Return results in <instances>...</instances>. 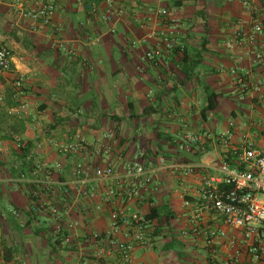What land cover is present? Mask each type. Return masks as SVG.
Here are the masks:
<instances>
[{
	"label": "crops",
	"instance_id": "0c3cea01",
	"mask_svg": "<svg viewBox=\"0 0 264 264\" xmlns=\"http://www.w3.org/2000/svg\"><path fill=\"white\" fill-rule=\"evenodd\" d=\"M53 1L54 14L43 26L18 15L14 0H0V46L11 54V71L0 74V264L102 258L112 233L110 207L101 196L108 187L127 186L124 170L135 160L148 182L125 214L144 218L153 210L156 217L145 220L147 246L133 250V263L202 264L208 258L202 244L178 236L180 188L169 163L215 166L226 155L235 161L246 147L264 150V32H252L263 19L264 0H246L247 9L240 0H126L123 14L105 23L101 0L95 15L87 9L92 0ZM20 5L28 8L30 0ZM157 8L179 24L184 61L179 52H164L155 64L144 60L154 42L145 33L160 28ZM134 14L150 15L143 30ZM183 62L196 65L185 72ZM18 77L19 90L12 87ZM210 92L213 108L202 113ZM105 133L111 139H102ZM225 133L222 145L216 137ZM185 134L213 139L180 148ZM74 137L84 142L79 153L55 152V143ZM13 140L27 144L25 157ZM103 158L114 176L98 180L92 169ZM159 158L167 165L160 166ZM78 164L84 174L74 173ZM206 175L187 178L190 194ZM34 192L57 207V238L47 213L32 209ZM224 230L239 240L237 231ZM121 231L115 239H122ZM240 248L238 264H264ZM227 252L221 246L216 259ZM105 259L113 263L115 255L100 261Z\"/></svg>",
	"mask_w": 264,
	"mask_h": 264
},
{
	"label": "built area",
	"instance_id": "2783aa9c",
	"mask_svg": "<svg viewBox=\"0 0 264 264\" xmlns=\"http://www.w3.org/2000/svg\"><path fill=\"white\" fill-rule=\"evenodd\" d=\"M21 0H14V11L23 18L33 22H39L41 25H48L55 11L53 0H30L28 8L20 5ZM105 12L100 15L102 22H107L113 17H119L123 14L124 3L126 0H101ZM156 4L159 0H148ZM244 8H248L246 0H240ZM88 12L91 15L97 14L98 4L96 0L88 3ZM158 18L159 29L145 33V39H152L154 42L143 53L144 60L155 64L157 59L164 52L176 50L180 52L183 49L181 44L180 26L164 8H157L153 12ZM149 16L143 18L133 15V20L137 27L143 30L146 27V21ZM252 32L261 34V23L253 25ZM251 37V35H249ZM11 54L10 51L0 46V74L10 72ZM21 78H16L12 84L15 89H20ZM264 83L262 78L259 84ZM17 90V91H18ZM3 97L0 95V101ZM10 113V111L8 112ZM13 113V112H11ZM17 113V111H16ZM228 126H232L229 123ZM225 134L216 137L222 145H225ZM102 139L109 140L111 136L107 133L101 135ZM202 138L213 139L211 135L203 134H185L182 138L183 144L180 148L188 144H195ZM215 139V138H214ZM16 149L20 143L16 141ZM84 147V142L79 137L62 143H55V152L60 156L79 153ZM223 157L217 165L196 166V165H176L169 163V168L175 176V185L180 188L178 198L182 210V226L178 229L180 239L189 244L201 243L208 252V258L202 264H238L240 247L245 248L247 253L255 261L264 260V150L246 147L243 148L238 158L228 163ZM101 165L96 164L92 169L93 176L98 179H109L114 176V168L106 159L100 160ZM160 166L167 165L163 158H159ZM55 170L60 169V164H54ZM204 172L207 175L190 194L187 187V178L196 172ZM209 171L215 175H209ZM84 174L81 165H76L74 173L76 175ZM124 174L130 182L127 186L108 187L101 196V203L110 207L109 221L111 228V237L108 239V249L104 253L103 259L110 255H115L113 263L106 259L97 257V260L84 259L80 264H134L132 259L133 250L147 246L145 241V219L138 215H126L128 206L138 200L140 189L143 184L148 182L147 171L143 169L142 164L135 160L131 165L125 167ZM48 171L44 170V184ZM140 182V183H139ZM32 209L37 212L47 213L48 223L53 227L54 234H58L61 229V215L57 207L49 200H44L38 192L32 193ZM219 223V225L212 224ZM71 223L67 222L66 226ZM122 229V239H115L114 235ZM224 228L235 230L240 235L239 240L228 236ZM221 246H226L228 251L223 260L216 259L217 252ZM242 250V249H241ZM142 264V263H136Z\"/></svg>",
	"mask_w": 264,
	"mask_h": 264
},
{
	"label": "trees",
	"instance_id": "16d2710c",
	"mask_svg": "<svg viewBox=\"0 0 264 264\" xmlns=\"http://www.w3.org/2000/svg\"><path fill=\"white\" fill-rule=\"evenodd\" d=\"M261 30L264 32V16H263V19L261 20ZM201 50V49H200ZM172 52H177L176 50L172 51ZM181 55H183L184 58H182V61H184L185 57L187 56V52H186V49L183 47V49L179 52ZM183 70L186 72V68H190L189 71L191 72L195 65L196 64H192V63H187V62H183ZM21 89V88H20ZM215 97V94L210 92L206 95V105L204 107V109L202 110V113L205 112V111H208V110H211L213 108V102H212V99ZM14 105V104H13ZM17 105V104H15ZM27 147V144H25L24 147H21V144H20V147L18 148V151H20L21 155L24 156L23 154L25 153V148ZM25 157V156H24ZM225 161H227L228 163L232 162V156L230 155H226L225 156ZM156 217V213L153 212V210L149 213V214H146L144 216V219L145 220H149V219H152V218H155ZM61 232H59L58 234H55V237L57 238L59 235H60ZM63 233V232H62ZM56 241V240H55Z\"/></svg>",
	"mask_w": 264,
	"mask_h": 264
},
{
	"label": "rangeland",
	"instance_id": "374dc122",
	"mask_svg": "<svg viewBox=\"0 0 264 264\" xmlns=\"http://www.w3.org/2000/svg\"><path fill=\"white\" fill-rule=\"evenodd\" d=\"M15 143H16V141H14V140H13V146H15ZM14 148H15V151H17V150H18V149H16V147H14ZM261 199H262V200H264V198H261ZM51 227H52V226H51ZM51 227H50V228H51ZM52 228H53V227H52ZM52 228H51V229H52ZM50 231L52 232V231H53V229H52V230H50Z\"/></svg>",
	"mask_w": 264,
	"mask_h": 264
}]
</instances>
